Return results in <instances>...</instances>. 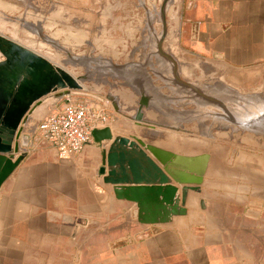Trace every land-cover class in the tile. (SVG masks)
Returning <instances> with one entry per match:
<instances>
[{
	"label": "crops",
	"instance_id": "0c3cea01",
	"mask_svg": "<svg viewBox=\"0 0 264 264\" xmlns=\"http://www.w3.org/2000/svg\"><path fill=\"white\" fill-rule=\"evenodd\" d=\"M30 2L61 13L76 35L129 36L119 0ZM177 30L172 48L179 41L180 49L215 59L233 82L240 71L250 78L264 73V0H193ZM65 95L22 124L19 149L26 156L0 187V264H264V179L242 197L221 198L210 193L209 165L201 189L188 191L185 214L141 223L136 202L118 198L104 179L112 139L94 140L73 156L33 140L38 122ZM107 125L124 134L114 132L113 121Z\"/></svg>",
	"mask_w": 264,
	"mask_h": 264
},
{
	"label": "rangeland",
	"instance_id": "374dc122",
	"mask_svg": "<svg viewBox=\"0 0 264 264\" xmlns=\"http://www.w3.org/2000/svg\"><path fill=\"white\" fill-rule=\"evenodd\" d=\"M119 1L129 34L122 38L76 35L61 13L30 0H0V32L79 77L83 87L72 95L108 113L100 127L113 121L115 133L138 135L180 153L209 152L210 193L242 197L264 179V73L250 78L240 71L233 82L215 59L182 50L179 41L170 46L193 0ZM143 93L152 101L137 124Z\"/></svg>",
	"mask_w": 264,
	"mask_h": 264
},
{
	"label": "water",
	"instance_id": "95a60500",
	"mask_svg": "<svg viewBox=\"0 0 264 264\" xmlns=\"http://www.w3.org/2000/svg\"><path fill=\"white\" fill-rule=\"evenodd\" d=\"M0 51L1 187L26 156L19 149V139L28 116L48 98L81 90L83 85L68 69L1 32ZM149 104L150 97L144 93L134 116L137 123L143 121L144 107ZM92 134L97 142L112 139L104 150V179L114 184L118 198L136 202L139 222H168L187 212L188 191L201 189L209 152L180 153L138 135H114L110 126L94 127ZM22 141L26 144L27 136ZM15 152L19 154L14 156Z\"/></svg>",
	"mask_w": 264,
	"mask_h": 264
},
{
	"label": "built area",
	"instance_id": "2783aa9c",
	"mask_svg": "<svg viewBox=\"0 0 264 264\" xmlns=\"http://www.w3.org/2000/svg\"><path fill=\"white\" fill-rule=\"evenodd\" d=\"M68 93L54 103L51 110L38 122L33 140H41L55 147L62 156L80 153L94 141L92 130L104 125L108 113L94 108L88 98H77Z\"/></svg>",
	"mask_w": 264,
	"mask_h": 264
},
{
	"label": "bare ground",
	"instance_id": "6f19581e",
	"mask_svg": "<svg viewBox=\"0 0 264 264\" xmlns=\"http://www.w3.org/2000/svg\"><path fill=\"white\" fill-rule=\"evenodd\" d=\"M247 121H250V120H247Z\"/></svg>",
	"mask_w": 264,
	"mask_h": 264
}]
</instances>
